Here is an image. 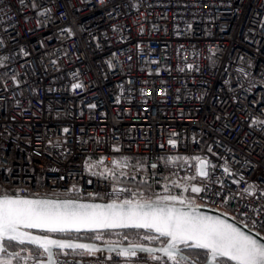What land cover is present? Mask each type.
I'll use <instances>...</instances> for the list:
<instances>
[{
	"label": "built area",
	"instance_id": "built-area-1",
	"mask_svg": "<svg viewBox=\"0 0 264 264\" xmlns=\"http://www.w3.org/2000/svg\"><path fill=\"white\" fill-rule=\"evenodd\" d=\"M0 40V191L134 199L86 162L147 158L156 193L178 187L161 176L207 185L197 201L264 231V0H0ZM177 156L206 159L208 177L158 159Z\"/></svg>",
	"mask_w": 264,
	"mask_h": 264
},
{
	"label": "snow or ice",
	"instance_id": "snow-or-ice-1",
	"mask_svg": "<svg viewBox=\"0 0 264 264\" xmlns=\"http://www.w3.org/2000/svg\"><path fill=\"white\" fill-rule=\"evenodd\" d=\"M32 7L38 6L33 2ZM49 13L50 9L38 11V15L45 18ZM45 22L46 19L38 20L37 26ZM6 59L0 56V63ZM12 79L15 82V76ZM80 87L82 85L79 83L73 85L74 89ZM253 123L264 126V121L253 120ZM169 143L175 145L174 141ZM104 159L101 157L95 164L86 162L87 170L109 182L110 196L118 198L121 194H127L134 199H112L101 205L80 203L74 198L29 199L0 191V264H81L77 258L96 257L97 253L104 252V248L94 242L85 243L80 240L100 241L106 234H112L109 230L120 228L154 232L156 235L146 234L143 239L158 241L165 238V246L151 248L130 244L119 250L108 246L107 250L115 252L117 256L136 257L141 252L148 253L153 261H160L162 258L153 253L162 252L167 264H208L209 257L214 264H264V243L219 218L197 215L192 210L190 200L175 195H156L155 199H144V194L151 191L154 183H158L154 179L157 174L151 171L157 168L156 163L149 165L147 158L141 160L120 156L113 158L112 167L104 166V170L97 173L94 168L103 165ZM158 159L170 167L177 164L184 167L189 160L196 161L191 167L196 169L198 175L205 178L209 175L206 170L208 161L200 157ZM224 172L231 175L227 162ZM159 179L168 181L173 187L179 186L178 181L169 180L168 177L161 176ZM184 179L195 180L196 176H186ZM233 183H239V180ZM189 187L191 192L197 194L208 191L207 185H185L184 191H188ZM165 190H168L167 184ZM254 190L255 186L249 184L243 191L252 195ZM68 191L79 190L73 186ZM214 194L219 195L218 192ZM259 194L264 199V189H260ZM88 195L99 198L97 193ZM183 208L188 210L184 211ZM261 210L264 211V208ZM32 229L38 231H30ZM127 238L125 234L124 239Z\"/></svg>",
	"mask_w": 264,
	"mask_h": 264
},
{
	"label": "water",
	"instance_id": "water-1",
	"mask_svg": "<svg viewBox=\"0 0 264 264\" xmlns=\"http://www.w3.org/2000/svg\"><path fill=\"white\" fill-rule=\"evenodd\" d=\"M24 197L29 198V199H34V198H46V199L74 198V199H78L80 203L101 204V205L111 202V200L97 199V198H82V197H76V196L31 195V196H24ZM177 207H180V205L177 204ZM182 210L187 211L188 209L183 208ZM192 210L197 215H200V216H208V217H211L213 219L219 218L228 224L234 225L241 232L257 239L259 242L264 243V235L263 234L253 230L252 228L248 227L247 225L243 224L242 222H240L236 218L228 215L227 213H225L223 211H220L218 209H214L212 207H209V206H206L203 204H199V203H192ZM125 229H133V228H120V229H114V230H125ZM141 230L148 231L146 229H141ZM30 231L37 232L38 230L32 229ZM154 234H156V233H154ZM79 242H85V243L94 242V243H96L98 247L104 248L103 253H97L100 255H106V254L107 255H116L115 252H109L107 250L108 246L117 247V250H119V248H122V247H127L130 244H140V245H143L145 247H151V248H162L165 246V243L155 244V243H144V242H127V243H125V242H116V241L103 242V241H88V240H80ZM137 255L149 256L148 253H141V252H138ZM153 255H157V256H160L161 258H165L164 254L162 252H155V253H153ZM232 263L235 264V262H232ZM81 264H89V263H86V262L81 260ZM208 264H214V262L211 260L210 257L208 260Z\"/></svg>",
	"mask_w": 264,
	"mask_h": 264
},
{
	"label": "trees",
	"instance_id": "trees-1",
	"mask_svg": "<svg viewBox=\"0 0 264 264\" xmlns=\"http://www.w3.org/2000/svg\"><path fill=\"white\" fill-rule=\"evenodd\" d=\"M144 159V158H143ZM141 159V160H143ZM153 192H155L153 190V188L151 189ZM151 196H148L146 199H153V198H149ZM111 231V235H105L103 240V242H107V241H116V242H144V243H156V244H161L164 243L165 238H161L158 241H151V240H144L142 238L143 235L146 234H151V235H156L154 233H149L148 231H144L141 229H125V230H109ZM261 234H264V231H259ZM127 234V239H124V235ZM76 234H73V236ZM87 235V234H85ZM141 235V238H138V236Z\"/></svg>",
	"mask_w": 264,
	"mask_h": 264
},
{
	"label": "rangeland",
	"instance_id": "rangeland-1",
	"mask_svg": "<svg viewBox=\"0 0 264 264\" xmlns=\"http://www.w3.org/2000/svg\"><path fill=\"white\" fill-rule=\"evenodd\" d=\"M98 168H99V165H96L95 169H98ZM102 169H104V167ZM184 186L185 185H179L177 188H171V189H168V190H165V191H161V192H157V193L153 192L151 190V191L146 192L144 194L143 198L146 199L148 196H151L149 198L155 199L156 195H175V196H182L183 198H185L187 200H190L191 203L197 202L196 197H195V193L191 192L190 187H189L188 191H184ZM143 236H142V238H143ZM138 238H141V235L138 236ZM151 241H153V240H151ZM105 257H108V255L97 254V256H96L97 259L98 258L99 259H103ZM94 261H96V259ZM118 264H128V263L126 262V263H118Z\"/></svg>",
	"mask_w": 264,
	"mask_h": 264
},
{
	"label": "flooded vegetation",
	"instance_id": "flooded-vegetation-1",
	"mask_svg": "<svg viewBox=\"0 0 264 264\" xmlns=\"http://www.w3.org/2000/svg\"><path fill=\"white\" fill-rule=\"evenodd\" d=\"M74 236H75V235H74ZM230 264H234V263L230 262Z\"/></svg>",
	"mask_w": 264,
	"mask_h": 264
},
{
	"label": "bare ground",
	"instance_id": "bare-ground-1",
	"mask_svg": "<svg viewBox=\"0 0 264 264\" xmlns=\"http://www.w3.org/2000/svg\"><path fill=\"white\" fill-rule=\"evenodd\" d=\"M160 196H164V195H160Z\"/></svg>",
	"mask_w": 264,
	"mask_h": 264
}]
</instances>
